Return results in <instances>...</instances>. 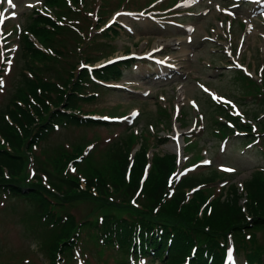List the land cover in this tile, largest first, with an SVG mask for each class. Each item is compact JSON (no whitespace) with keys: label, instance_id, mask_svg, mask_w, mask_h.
I'll return each mask as SVG.
<instances>
[{"label":"rangeland","instance_id":"1","mask_svg":"<svg viewBox=\"0 0 264 264\" xmlns=\"http://www.w3.org/2000/svg\"><path fill=\"white\" fill-rule=\"evenodd\" d=\"M65 1L72 9L82 7L63 14L74 22V34L87 35L83 40L88 45L74 48L77 54H69V63L79 70L78 74L115 60L134 61L130 69H124L122 80L106 85L89 83L87 87L86 95L96 97L84 103L83 110L101 115L98 118L104 119L107 126H60L31 155L35 164L29 166L27 182L39 176L43 184L50 186L54 172L47 166L40 167L47 160L46 153L82 146L91 163L102 167L110 161V152L116 150L112 145L134 133L140 139L132 154L139 150L141 136H145L151 159L155 153L175 155L171 189L182 179L210 178L216 171V181L200 187L206 202L224 196L231 184L242 194L244 182L253 171L264 168V149L259 145L247 147L246 136L232 135L237 133L238 123L255 128L254 134L259 136L264 122L263 97L255 98L253 94L263 93L264 85L249 81L247 72L241 73L236 65L248 66L254 81L264 84V0H78V6L76 0ZM13 4L14 8L7 0L0 3V46L6 60L0 109L19 86L24 65L18 51L20 30L27 28L35 7L40 10L47 6L45 0H13ZM110 28L117 32L113 37L106 31ZM155 55L162 56L167 65L157 66L144 59ZM85 58L90 62L86 63ZM229 110L233 122L225 131L217 123L229 121L225 116ZM176 145L182 151L181 158L175 152ZM68 170L73 175L79 173L73 165ZM196 191H190L189 198ZM108 200L120 203L127 198L115 193ZM244 202L241 200V204ZM141 204L131 203L137 208ZM75 207L72 212L78 219L95 210L99 211L97 218L103 212L127 215L102 201H82ZM47 233L48 225L33 203L25 197L0 195V264H48L42 249ZM256 236L258 244L264 246V230ZM88 245L87 255L86 249H78L73 259L62 264H120L115 260L121 258L116 251L107 249L98 255V249ZM232 262L243 264V254L232 256Z\"/></svg>","mask_w":264,"mask_h":264},{"label":"trees","instance_id":"2","mask_svg":"<svg viewBox=\"0 0 264 264\" xmlns=\"http://www.w3.org/2000/svg\"><path fill=\"white\" fill-rule=\"evenodd\" d=\"M45 3L55 8L58 22L38 14L32 17L26 31L48 52L38 49L28 34H20L19 54L24 65L19 86L0 109V195L25 197L33 203L49 229L42 245L48 264L73 259L75 251L86 249L88 243L101 254L107 249L116 251L122 258L117 261L120 264H130L131 257L163 264H184L187 258H191V264H221L230 243L238 254H243L245 264H264V246L258 244L256 236L259 230H264L263 170L256 169L244 182L242 194L231 184L224 196L220 194L210 203L201 189L190 200L188 195L194 188L215 182L216 171L210 178L183 179L169 196L170 179L176 169L175 155L155 153L150 159V147L145 145V136H141L140 149L132 162V149L140 139L133 133L112 145L116 150L110 152V161L102 167L91 163L82 146L71 151L61 148L54 155L46 153L47 160L40 167L47 166L54 172L50 187L39 176L27 182L29 165L34 162L31 155L58 125L102 124L88 118L89 113L83 110L84 103L95 99L86 95L91 83L88 72L82 70L78 74L79 70L69 63V54H77L88 43L84 42L85 37L72 32L74 22L63 14L71 10L65 0H45ZM124 66L130 65H116L93 74L104 80H119ZM1 67L0 63V74ZM260 95L264 105V91L254 93L253 97ZM62 108L65 110L61 111ZM225 116L233 121L229 113ZM217 124L225 131L230 130L226 123ZM240 125L236 123L247 137L245 143L264 135V122L259 136H255L250 125ZM259 143L264 149V138ZM70 165L79 170L78 175L68 170ZM115 193H123L127 200L110 202L108 197ZM243 199L245 202L241 204ZM132 200L141 201V208L131 205ZM82 201H102L117 213L127 215L103 212L97 218L99 211L95 210L78 219L72 209Z\"/></svg>","mask_w":264,"mask_h":264},{"label":"snow or ice","instance_id":"3","mask_svg":"<svg viewBox=\"0 0 264 264\" xmlns=\"http://www.w3.org/2000/svg\"><path fill=\"white\" fill-rule=\"evenodd\" d=\"M3 2H4V0H0V3H3ZM7 3H8L9 6H11V7H13V8L15 7V5L13 4V0H7ZM12 15L15 16V12H13ZM2 16H3V14L0 13V24L3 23ZM0 56H3V53H2V52H0ZM7 63L10 65V64H11V61H8ZM236 67H242V66H240V65H236ZM248 74L251 75L250 73H248ZM3 83H4L3 80L0 79V89H2V87H3ZM205 91H208V90L205 89ZM213 98H214V99H219V98L216 97V96H214ZM225 103H231V102H230V101H225ZM233 107H235V106L233 105ZM236 114L238 115L239 113L237 112ZM253 131H255V128L253 129ZM205 163H209V162L205 161ZM224 170H225V171H234V169H224ZM228 262H229V264H233V262H232V257H231V253H229Z\"/></svg>","mask_w":264,"mask_h":264},{"label":"bare ground","instance_id":"4","mask_svg":"<svg viewBox=\"0 0 264 264\" xmlns=\"http://www.w3.org/2000/svg\"><path fill=\"white\" fill-rule=\"evenodd\" d=\"M158 47V46H157ZM156 48V47H155ZM176 148H175V152H177L178 150H179V145H176L175 146Z\"/></svg>","mask_w":264,"mask_h":264}]
</instances>
